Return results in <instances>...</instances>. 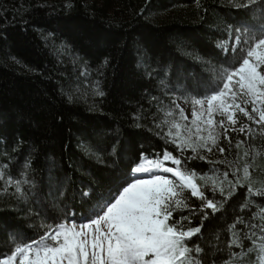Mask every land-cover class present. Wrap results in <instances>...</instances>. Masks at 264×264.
<instances>
[{
  "label": "trees",
  "instance_id": "obj_1",
  "mask_svg": "<svg viewBox=\"0 0 264 264\" xmlns=\"http://www.w3.org/2000/svg\"><path fill=\"white\" fill-rule=\"evenodd\" d=\"M142 1L127 0L121 6L131 14L134 12V29H127V24L118 26L114 22L116 20H111L104 12L91 16L87 10L92 6L85 5L84 0L70 1L73 5H66L65 12L69 13L64 17L58 16L63 7L41 2L36 4L37 14L30 5L26 6L29 10L22 4L15 9L12 3H7L8 19L0 12V131L8 130V137L18 152L27 154L33 151L34 162L37 160L43 175L57 163L63 166L65 179L61 177V194L65 193L68 208L75 210L78 217L85 212L79 207L84 199L81 192H106V167H115L117 162L121 164L122 160L129 158L141 147V140L150 142L153 134L144 128L148 110L139 129L137 124L141 116L138 115V106L140 100H147L148 105H159L152 96L156 84L159 86L155 80L151 83V78L156 79L153 76L156 70V77L158 73L169 77L173 72L171 68L177 69V65L184 64L186 47L185 51L179 49L180 45L176 46L174 40L179 38L181 42H187L186 46L195 45V37L188 33L196 30L181 23L163 30L153 25V19L148 24L144 23L142 17H138L147 14V11L140 12ZM91 27L98 32H89L87 28L92 30ZM145 31L146 35H143ZM53 37L54 43H47ZM142 42L150 57L147 63L154 62L153 65L157 66L150 78L145 73L149 82L143 76V70H136L137 48L142 46ZM70 47L78 56L74 54L73 59L92 68V72L84 68L87 78L97 75L98 69L104 72L103 97L98 95L95 77L90 80V86L75 81L80 75L75 63H66L71 59L62 54ZM157 54L158 58H155ZM11 55L21 58L17 61L32 71L17 70L16 64L11 65L8 61ZM3 85L9 87V91H3ZM90 97L95 98L92 101L96 100L94 109L85 102ZM42 124H45L44 129ZM110 124L113 127L109 128ZM244 126L250 129L247 135L232 132L228 123L220 125L217 144L225 146L226 150L221 153L216 146L214 150L234 163L241 145L247 156L246 180L233 185L225 198L201 187V191H205V195L217 204L214 213L208 209L197 211L200 199L189 192L186 193L188 207L177 210L187 216L188 219L183 221L186 228L201 227V233L196 234L199 239L195 235L192 238L202 249L194 258L199 261L204 257L207 264L213 260L215 264H264V128L251 121ZM239 127L238 124L236 128ZM83 137L91 147L106 154L107 162L104 157L98 159L108 166L87 158L79 144V138ZM229 137L230 149L227 148ZM9 192L7 189L8 196L0 197V251L4 255L9 254L10 248L14 250L26 242L41 241L40 237L49 226L31 199H14ZM95 203L93 200L88 207ZM203 212H208V215L203 216ZM249 224L253 227H245ZM4 255H0V259Z\"/></svg>",
  "mask_w": 264,
  "mask_h": 264
},
{
  "label": "rangeland",
  "instance_id": "obj_2",
  "mask_svg": "<svg viewBox=\"0 0 264 264\" xmlns=\"http://www.w3.org/2000/svg\"><path fill=\"white\" fill-rule=\"evenodd\" d=\"M70 1L73 3V0ZM70 1L0 0V12L2 17L8 19L7 15H9V13L6 11L8 8L7 3H12L15 9H19L21 4L22 7L30 5L31 10L35 11V14H37L38 11L35 10L37 7L36 4L41 2L43 5L52 4L57 7H63L64 9L60 11L58 16L64 17L66 13H69L65 12L66 5L67 7H72L73 5ZM125 1L127 0H84V4L92 6L90 10H87L91 16L95 17L96 14H102L104 12V14H108L111 20H116L114 22L116 24L118 23V26L129 25L127 27L128 29L130 27L133 28L132 22L135 17L133 16L134 12L131 14L129 11L121 9ZM260 3L261 0H255L257 6L260 5ZM30 8L26 7V10ZM103 8L106 10L103 11ZM141 8L140 12L143 13L147 11V14H144V17L140 15H138V17H142L144 23L153 19V25H157L161 28L159 30H163L167 26L170 27V25L171 27L177 26L175 24L179 23L196 30L195 32L188 33L190 37H195V45L186 46L187 42H181L179 38L174 40L176 46L179 47L180 45L179 49L181 48L185 51L186 47L184 64L177 65L178 70L175 69V67L171 68L170 70L171 72L173 70V74L170 73L169 77L161 73H158L156 77V70L153 74L156 79L151 78V83L155 80V83L159 84V86L156 84L154 93L152 94V96L154 95L153 97L159 101V105L152 106L151 103L148 105L146 104L147 100H145V102L140 100L139 102L138 108L140 109V113H138V115H140L141 118L139 119L140 122H138L137 128H141L143 116L145 111L148 110L146 115V118H148L147 120L145 119L144 128L153 134L150 138V142L148 139H145L141 140L139 144V146L141 145L147 150V155L152 158L150 161H145L147 167L150 168L156 159H159L160 162L167 166H171L170 161L165 162L162 160V153L167 149V151L172 152L173 155H181L179 151H174V138L175 142L183 143L186 148L182 153L181 172L191 179L198 191H201V187L204 186L209 188L211 193L215 190L216 195L220 198H225L233 185L244 182L247 178L245 175L246 152L240 145L238 158L236 162L231 163L217 154L214 150L215 145L211 146V151H208L207 148H196L195 151H193V149L186 147L188 143H202L203 138H206L210 131L218 138L220 128L219 121L224 119L225 123H228L226 117H222L219 112L214 111L212 116L213 124L210 126L204 124L203 121L207 118V104L205 103L202 109L199 105L195 104V100L201 99L203 95L210 94V92L206 90L222 86L227 75L232 72L233 68L239 66L247 53V45L243 42L247 41L248 32L251 31L255 34L260 28H264V21L261 20L264 9L260 7L252 8L248 0H143ZM249 9L252 10L249 11ZM155 19L158 20L155 21ZM3 24L7 25L6 21H3ZM80 28L79 26V30ZM91 28L93 29L89 30L87 28V30L89 32H98L94 27ZM127 29L123 30L127 31ZM142 34L146 35V31ZM237 35L241 37V40L236 39ZM156 42L158 41L156 40ZM47 43H54V37L48 39ZM117 46H119V43H117ZM146 49L147 47L144 42H142V46L137 48L136 55V70H143L145 79V73L147 72V78H150L151 73L157 67L153 65L154 62L151 64L147 63V59L150 57ZM179 49H177L178 52ZM62 54L66 59H71L70 61H66V63H75V68L78 70L77 73L79 72L80 74L75 81L86 83L87 86H90V80L95 77V84L98 88V92L105 90L103 87V71L98 69L97 75L94 76L92 74V77L87 78L84 73V68L86 67L87 71L89 68L88 72H92V68L86 63L73 59L74 54L75 56H77V54L71 47L68 48V50L66 48ZM158 55L159 54H157L155 58H158ZM144 56H146V58ZM17 60L22 59L15 55L8 57L9 63L11 65L13 63L16 64L17 70L21 72L32 71L31 68L23 66ZM164 61L167 62V59L164 58ZM174 77H176V79ZM237 78L236 76L233 77V83H235ZM146 80L149 82V79ZM8 88L9 87L6 88L5 85L1 87L3 91H9ZM89 95L92 96L91 93H89ZM92 99L95 98L90 97L86 99L85 102L87 105L90 104L94 109L93 105L94 103L96 104V100L92 101ZM231 103L232 101H229V104ZM235 103L251 110L249 97L245 96L243 92H237ZM256 106L260 107L259 103H257ZM154 109H156V112ZM141 110H143L142 113ZM194 110L196 111L195 116L193 115ZM229 111H232L236 118L235 127L238 124L241 126V124L247 125L250 122L238 109L229 108ZM201 113H203V115H201ZM135 118H137L136 115ZM251 122L254 123L253 121ZM44 126L45 124H42L43 129ZM111 127L113 126L110 124L109 128ZM1 131L0 197H7V189H9V194H11L14 199H31L35 208L40 211L49 225L59 222L63 219L60 213L64 210V205L66 203L65 193L62 195L60 190L62 178L65 179L63 166L57 163L55 168L51 169L50 172L46 170L43 175L40 166L37 164V160L34 162L33 151H29L27 154H25L24 151L18 152L17 147L13 145L14 142L8 137V130ZM111 134L114 135L112 130ZM79 144L82 148V152L86 154L89 160L97 161L101 166H108L107 163L104 164L98 159V157H104L107 162L108 158L106 154H102L101 151L91 147L90 144L85 141L84 137L83 139L79 138ZM23 147L24 145L22 148ZM189 156H192L193 159L188 160L187 157ZM21 157H23L22 160H20ZM127 159L126 157L125 161ZM116 161L118 160L116 159ZM117 164L119 163L117 162ZM25 165H27V167H25ZM106 168L107 175L109 176L108 168L112 169L115 167ZM188 169H191V171H188ZM225 171L229 173L228 176H224ZM234 173L238 175L234 177ZM17 181L20 182L19 192L15 190ZM181 184L182 187L180 186ZM174 190L178 192L176 199L179 206L177 210L187 208L186 193L189 192L191 194V189L184 185V183L178 182ZM61 201H64V203H61ZM53 209H55V212ZM77 218L79 222V217L77 216ZM50 243L51 241L47 236L43 240L37 242V244L41 245Z\"/></svg>",
  "mask_w": 264,
  "mask_h": 264
},
{
  "label": "snow or ice",
  "instance_id": "obj_3",
  "mask_svg": "<svg viewBox=\"0 0 264 264\" xmlns=\"http://www.w3.org/2000/svg\"><path fill=\"white\" fill-rule=\"evenodd\" d=\"M248 3L252 8L264 9V0L258 6L255 0H248ZM261 20L264 21V13ZM236 39L241 40V37L237 35ZM243 43L247 45V53L239 66L227 75L222 86L206 90L210 94L195 100V104L202 109L207 104L204 124H213L212 116L216 111L226 117L232 132L247 135L250 129H246L243 124L237 129L236 118L229 108L238 109L249 121L264 128V28L255 34L249 31L248 39ZM234 76L238 77L235 83ZM237 92L249 97L251 110L235 103ZM98 95L103 97L104 92L99 91ZM229 101L232 103L229 104ZM257 103L260 107L256 106ZM193 115H196L195 110ZM219 124L223 126L225 120L221 119ZM216 140L210 131L202 143H188L186 147L193 151L196 148L211 151V146L215 145L224 153L225 146L217 144ZM227 141V148L230 149L231 138H227ZM173 144L174 151H179L181 155H173L167 149L162 153V160L170 161L171 166L156 159L150 168H145L143 163L152 158L143 146L133 151L126 161L122 160L121 164L113 161L116 166L108 169L106 192H81L84 199L79 207L84 208L85 212L79 217V222L75 210L69 209L65 203L60 213L63 219L45 229L44 236L49 238L50 244L41 245L33 240L14 250L10 248L7 255L0 251V255H4L0 264H207L204 257L199 261L194 258L202 249L192 238L195 235L199 239L196 234L201 233V227H185L183 221L188 218L177 211L178 192L174 188L178 182L187 183L191 195L200 198L197 211L208 209L214 213L216 204L205 195V191H198L191 179L181 172L182 153L186 148L183 143L175 142L174 138ZM247 174L248 169L245 168ZM228 175L225 171L224 176ZM236 175L233 174L234 177ZM15 190L20 191L19 181L16 182ZM212 194L215 195V190ZM93 200L96 203L89 208ZM202 215L207 216L208 212ZM245 227L253 226L249 224ZM44 236L40 239L43 240ZM211 264H215V261Z\"/></svg>",
  "mask_w": 264,
  "mask_h": 264
},
{
  "label": "bare ground",
  "instance_id": "obj_4",
  "mask_svg": "<svg viewBox=\"0 0 264 264\" xmlns=\"http://www.w3.org/2000/svg\"><path fill=\"white\" fill-rule=\"evenodd\" d=\"M143 166H144L145 168H149V167H147V163H146V162L143 163ZM182 183H184V182H182ZM184 185H186L189 189H191V188L188 186V184L184 183Z\"/></svg>",
  "mask_w": 264,
  "mask_h": 264
}]
</instances>
